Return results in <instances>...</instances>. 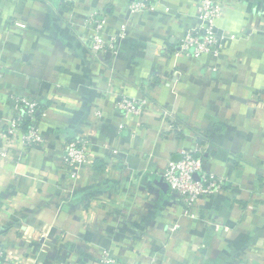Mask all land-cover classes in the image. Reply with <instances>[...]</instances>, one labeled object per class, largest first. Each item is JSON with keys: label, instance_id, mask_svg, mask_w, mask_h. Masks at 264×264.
Returning a JSON list of instances; mask_svg holds the SVG:
<instances>
[{"label": "crops", "instance_id": "1", "mask_svg": "<svg viewBox=\"0 0 264 264\" xmlns=\"http://www.w3.org/2000/svg\"><path fill=\"white\" fill-rule=\"evenodd\" d=\"M132 1L0 0L2 113L22 117L17 98L47 112L44 147L0 165V250L24 264H264V0H222L224 48L199 58L172 53L201 0L136 15ZM94 13L111 33L127 24L118 54L91 51ZM123 96L148 99L143 116L124 117ZM83 137L74 178L65 146ZM196 144L226 185L188 218L163 173Z\"/></svg>", "mask_w": 264, "mask_h": 264}, {"label": "built area", "instance_id": "2", "mask_svg": "<svg viewBox=\"0 0 264 264\" xmlns=\"http://www.w3.org/2000/svg\"><path fill=\"white\" fill-rule=\"evenodd\" d=\"M159 2L160 0H133L130 4V12L132 15L153 13ZM225 11L226 4L222 0H201L197 9L201 25L189 29L172 54L194 58L204 55L220 56L226 38L218 33L217 21L223 17ZM14 25L16 28L26 27L21 22H15ZM85 25L92 31L91 51L98 55L118 54L120 44L128 36L127 24H123L117 32L111 33L106 27L107 19L101 13L90 15ZM15 102L16 108L23 114L22 117L4 115L0 97V165L10 162L18 150L20 153H27L44 147L46 142L40 123L46 118L47 112L46 110L40 112L41 103L25 98H17ZM149 104V100L145 98L123 96L118 108L126 118H139L146 112ZM100 115L98 112L97 116L100 117ZM25 117L30 122L27 130L22 127ZM90 147V140L84 137L73 139L66 144L63 163L71 170L72 177L80 176L82 169L90 163ZM200 152L201 147L198 144L181 152L180 160L170 162L163 173L164 182L180 199L183 214L188 218H195L194 210L198 208L200 201L221 193L226 185L224 179L205 170ZM3 218L4 214L0 210V223ZM179 228L180 225L175 223L168 227V231L175 233ZM41 238L45 236L42 235ZM0 264L24 263L16 261L6 251L0 250ZM96 264L123 263L111 256L109 252H104Z\"/></svg>", "mask_w": 264, "mask_h": 264}, {"label": "trees", "instance_id": "3", "mask_svg": "<svg viewBox=\"0 0 264 264\" xmlns=\"http://www.w3.org/2000/svg\"><path fill=\"white\" fill-rule=\"evenodd\" d=\"M45 110H46V106L43 105V104H41L40 112L45 111ZM38 116L40 117V113L38 114ZM29 124H30L29 120L25 117V118L23 119V125H22L23 129H24V130H27Z\"/></svg>", "mask_w": 264, "mask_h": 264}, {"label": "water", "instance_id": "4", "mask_svg": "<svg viewBox=\"0 0 264 264\" xmlns=\"http://www.w3.org/2000/svg\"><path fill=\"white\" fill-rule=\"evenodd\" d=\"M164 181V180H163Z\"/></svg>", "mask_w": 264, "mask_h": 264}]
</instances>
